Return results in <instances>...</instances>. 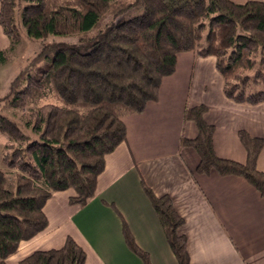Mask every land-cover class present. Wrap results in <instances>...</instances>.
<instances>
[{
    "label": "trees",
    "instance_id": "16d2710c",
    "mask_svg": "<svg viewBox=\"0 0 264 264\" xmlns=\"http://www.w3.org/2000/svg\"><path fill=\"white\" fill-rule=\"evenodd\" d=\"M24 1L21 15L28 34L56 38L14 78L0 103L24 108L52 91L61 104L31 112L26 123L35 137L0 113V132L12 141L3 159L16 170L11 188L0 167V264H8L21 241L48 226L44 206L54 192L74 189L69 203L79 206L95 195L106 155L127 138L122 117L141 113L158 99L163 78L176 70L178 53L214 55L229 98L249 104L264 100L263 0ZM17 7L18 0H1L0 25L12 43L22 38ZM46 57L51 58L49 65L34 76L31 71ZM6 60L0 46V67ZM207 110L204 104L185 110V119L198 128L196 138H182V145L199 155L196 172L241 176L264 195V171L257 166L264 139L240 130L246 161L220 157ZM142 184L178 264H190L187 238L179 233L184 218L169 195L157 196ZM119 215L129 248L144 264H152ZM86 256L69 236L62 247L37 250L20 264H85Z\"/></svg>",
    "mask_w": 264,
    "mask_h": 264
},
{
    "label": "crops",
    "instance_id": "0c3cea01",
    "mask_svg": "<svg viewBox=\"0 0 264 264\" xmlns=\"http://www.w3.org/2000/svg\"><path fill=\"white\" fill-rule=\"evenodd\" d=\"M10 44L0 25L1 48ZM201 104L208 108L206 120L215 125L216 153L244 163L239 131L264 139V100L234 101L225 94L214 55L180 52L158 99L143 112L122 117L127 138L106 155L95 195L79 206L69 203L74 189L54 192L44 206L48 226L21 241L6 262L20 264L37 250L62 247L71 236L86 251L85 264H144L126 243L120 213L152 264H178L144 181L157 196L169 195L184 218L179 233L187 238L190 264H264V195L238 175L197 173L198 153L182 145L183 137L198 135L185 110ZM257 166L264 171V147Z\"/></svg>",
    "mask_w": 264,
    "mask_h": 264
},
{
    "label": "rangeland",
    "instance_id": "374dc122",
    "mask_svg": "<svg viewBox=\"0 0 264 264\" xmlns=\"http://www.w3.org/2000/svg\"><path fill=\"white\" fill-rule=\"evenodd\" d=\"M25 3L26 1L24 0H18V7L16 11V19L22 34V38L16 43H12L10 40V46L4 49L6 51L7 60L1 63L0 67V96L6 94L9 91L10 83L29 64L32 58H34V56H36V54L43 49L46 43L52 42V40L56 38L54 35H49L45 40H43L32 37L28 34L23 24L21 15V8L25 5ZM58 38L60 39V37ZM50 61L51 58H44L31 71L32 74L36 77L39 76L41 71L49 65ZM25 84L26 80L24 79L22 87H24ZM49 103L61 104V101L52 91H49L46 95L30 101L24 108L12 107L7 103H0V113L12 118L25 132H27L32 137H35L31 127L28 126L26 122L34 109ZM11 143L12 141L8 134L0 132V167L7 172L9 185L11 188H14L16 170L9 168L3 159V156L8 151H10L8 146Z\"/></svg>",
    "mask_w": 264,
    "mask_h": 264
}]
</instances>
